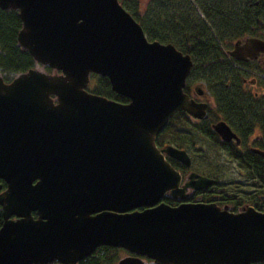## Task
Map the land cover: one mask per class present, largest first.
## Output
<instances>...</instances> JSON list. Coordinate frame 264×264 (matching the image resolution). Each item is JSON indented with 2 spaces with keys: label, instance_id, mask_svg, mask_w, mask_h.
Returning a JSON list of instances; mask_svg holds the SVG:
<instances>
[{
  "label": "water",
  "instance_id": "obj_1",
  "mask_svg": "<svg viewBox=\"0 0 264 264\" xmlns=\"http://www.w3.org/2000/svg\"><path fill=\"white\" fill-rule=\"evenodd\" d=\"M0 10L17 12V45L54 72L0 77V264H76L100 246L129 254L115 264L264 262V213L161 202L213 184L191 173L180 186L164 155L188 165L187 155L155 145L176 112L202 118L183 92L188 55L147 41L118 0H0ZM237 45V59L264 49ZM91 74L127 101L87 92Z\"/></svg>",
  "mask_w": 264,
  "mask_h": 264
},
{
  "label": "flooded vegetation",
  "instance_id": "obj_2",
  "mask_svg": "<svg viewBox=\"0 0 264 264\" xmlns=\"http://www.w3.org/2000/svg\"><path fill=\"white\" fill-rule=\"evenodd\" d=\"M231 3L240 5V7L245 5L243 1ZM188 4L193 8H198L196 0H188ZM258 14L259 17L252 18L253 23L247 27L248 29H244L242 23L236 22L227 27L226 33L219 35L221 38L212 32L213 27L210 23L205 25L212 32L206 33V36L217 39L220 51L217 57H211V69L204 73L209 77L199 73L198 77H193V59L188 55L191 67L183 87V92L188 99L202 105V118L180 111L169 119L164 128L169 132L172 130L175 132V140H179L181 134L185 135L182 142L180 141V146L175 145V147L187 155L188 165L165 155L168 162L176 167L180 174V186L187 183L188 175L194 172L191 169V158L183 147L193 146L195 138L200 135L222 156L230 158L236 165L244 168L246 175H249V182L253 183L254 191L248 196H242L243 199L240 200L241 195L227 194L221 184L214 180L215 183L206 188H186L183 199L166 195L164 199L171 206L181 202L202 203L214 204L233 212H240L247 207L264 212V130L260 127L261 112L264 109V49L258 51L253 57L244 54L240 56L241 59L229 54L235 44L244 45L249 38L264 42V13ZM8 81L3 79L5 83ZM50 98L55 103V97L51 95ZM198 114L201 115V112ZM218 123H223L234 136L224 141L213 129V126ZM163 145L167 146V143ZM211 162L215 169L219 168V163L211 157L202 163L207 172L214 176L216 174L209 172L207 166ZM35 183L36 179L31 182V184ZM7 185V179L0 176V194L7 190ZM30 214L32 218L37 217L36 211H31ZM8 218L17 219L15 215H10ZM2 222L0 206V226Z\"/></svg>",
  "mask_w": 264,
  "mask_h": 264
},
{
  "label": "trees",
  "instance_id": "obj_3",
  "mask_svg": "<svg viewBox=\"0 0 264 264\" xmlns=\"http://www.w3.org/2000/svg\"><path fill=\"white\" fill-rule=\"evenodd\" d=\"M240 1L245 5L240 7L231 3ZM119 2L139 23L148 39L171 43L193 59V77H198L199 74L207 77L208 74L204 73L211 69V57H217L220 51L217 39L206 36V33L213 32L220 37V34L227 32L228 26L236 22L242 23L243 28L248 29L253 23L252 18L259 17L258 13H264V0H196L198 8L189 6L188 0H149L141 12L137 0ZM207 23L212 25V32L206 28ZM20 25L16 11L0 10V71L6 74L22 73L35 65L30 55L17 45L16 36ZM220 38L218 39L221 40ZM44 69L46 73H52L49 68ZM88 91L116 102L127 101L111 91L105 77L91 75ZM261 113L260 127L264 130V109ZM184 136L181 134L180 139L175 140V132L165 129L157 136L155 143L158 147L163 143L180 146ZM163 201L167 202L165 199ZM121 252L124 251L103 246L77 264H114Z\"/></svg>",
  "mask_w": 264,
  "mask_h": 264
},
{
  "label": "rangeland",
  "instance_id": "obj_4",
  "mask_svg": "<svg viewBox=\"0 0 264 264\" xmlns=\"http://www.w3.org/2000/svg\"><path fill=\"white\" fill-rule=\"evenodd\" d=\"M139 4L140 12L144 10L145 6L148 4L149 0H137ZM152 1V0H151ZM38 70H41L40 67H37ZM13 74V73H12ZM6 74L4 77L11 79L14 75ZM192 141V140H191ZM173 146L174 143H170ZM195 146V148H193ZM184 146L183 148L188 153L191 158V169L194 172H197L202 175H206L214 178L227 194L230 195H241L240 200L243 199L242 196L252 194L254 191L253 183L249 182V175H246V171L241 169L235 162L230 158L222 156V154L213 146L211 147L210 143L206 141L200 135L195 138L194 145ZM213 158L214 161L219 163V168L215 169L213 163L207 164L209 172H213L216 175H210L202 162L205 159ZM220 170V171H219ZM209 174V175H207ZM124 255V252L120 253Z\"/></svg>",
  "mask_w": 264,
  "mask_h": 264
}]
</instances>
